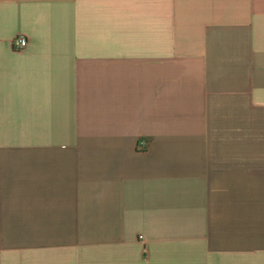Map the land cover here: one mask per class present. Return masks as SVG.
I'll list each match as a JSON object with an SVG mask.
<instances>
[{
  "label": "crops",
  "instance_id": "0c3cea01",
  "mask_svg": "<svg viewBox=\"0 0 264 264\" xmlns=\"http://www.w3.org/2000/svg\"><path fill=\"white\" fill-rule=\"evenodd\" d=\"M0 264H264V0H0Z\"/></svg>",
  "mask_w": 264,
  "mask_h": 264
},
{
  "label": "built area",
  "instance_id": "2783aa9c",
  "mask_svg": "<svg viewBox=\"0 0 264 264\" xmlns=\"http://www.w3.org/2000/svg\"><path fill=\"white\" fill-rule=\"evenodd\" d=\"M27 44V39L23 35H18L13 39V48L16 51L23 50L24 48H26Z\"/></svg>",
  "mask_w": 264,
  "mask_h": 264
}]
</instances>
